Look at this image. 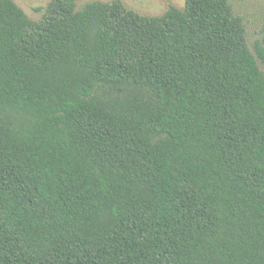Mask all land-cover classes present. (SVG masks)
I'll use <instances>...</instances> for the list:
<instances>
[{
	"label": "trees",
	"instance_id": "trees-1",
	"mask_svg": "<svg viewBox=\"0 0 264 264\" xmlns=\"http://www.w3.org/2000/svg\"><path fill=\"white\" fill-rule=\"evenodd\" d=\"M253 49L230 0H0V264H264Z\"/></svg>",
	"mask_w": 264,
	"mask_h": 264
},
{
	"label": "rangeland",
	"instance_id": "rangeland-1",
	"mask_svg": "<svg viewBox=\"0 0 264 264\" xmlns=\"http://www.w3.org/2000/svg\"><path fill=\"white\" fill-rule=\"evenodd\" d=\"M22 7L27 15L38 20L44 13L45 8L51 0H15ZM78 8L93 0H76ZM110 1V0H101ZM126 6L135 9L143 14L160 15L163 14L170 5L180 8L185 6L186 0H122ZM237 15L244 18L247 36L250 46L262 38L264 27V0H230ZM254 50V49H253Z\"/></svg>",
	"mask_w": 264,
	"mask_h": 264
}]
</instances>
